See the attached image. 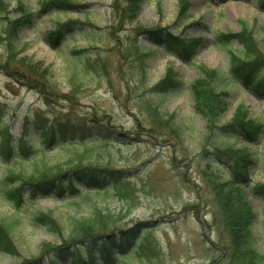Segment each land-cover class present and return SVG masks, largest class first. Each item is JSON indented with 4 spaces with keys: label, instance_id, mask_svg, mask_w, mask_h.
<instances>
[{
    "label": "rangeland",
    "instance_id": "374dc122",
    "mask_svg": "<svg viewBox=\"0 0 264 264\" xmlns=\"http://www.w3.org/2000/svg\"><path fill=\"white\" fill-rule=\"evenodd\" d=\"M5 1L13 16L18 14V1L34 14L31 23L18 29L13 50L0 43V146L2 132L7 131L15 142L23 134L32 150L23 154L19 149L9 157L0 151V220H17L11 230L17 252L0 251V264H47L60 251H68V256L59 258L58 264H74L71 251L80 249L85 264H92L86 248L89 240L79 239L66 247L68 240L59 237L67 236L73 218L93 215L96 205L120 217L118 224L99 236L129 242L127 254L135 253L144 239L157 248L151 252L158 253L153 255L158 264H227L228 238L215 218L219 204L212 176L206 175L210 171L223 179L231 176L219 158L228 144L247 145L256 160L249 168L252 183L245 186V196L255 214L254 240L264 253V199L251 188L264 182V127L252 143L228 127L240 104L248 108L250 118L264 121V95L230 74L228 50L241 54L242 44L234 39L223 46L216 39L220 31L240 32L247 26L264 54L261 0H143L132 20L124 12L127 0H70L66 8L45 6L47 0ZM59 23L64 24V38L55 47L46 35ZM6 25L0 19L3 36ZM158 28L164 34L198 39L193 53L187 48V54L179 56L155 43L147 30ZM88 54L94 69L89 74L80 64L83 69L76 74L83 86L76 91L68 78L66 58ZM97 55L106 60L105 68L98 65ZM29 60L49 69L44 78L22 64ZM170 67L181 79V87L156 93L154 85ZM204 68L218 71L214 86L227 103L213 124L197 110L191 88ZM150 104L158 105L163 118L170 119L167 129L151 130ZM47 122L61 123L63 133L71 126L77 132L66 134L64 143L47 145L37 127ZM25 123L30 129L24 135ZM86 145L104 154L94 169L105 181L102 188L79 183L74 175L67 182L73 188L61 194L34 196L31 186L19 180L15 183L19 199L6 195L9 182L14 181L7 179L12 172L30 173L42 161L65 163L73 151ZM39 211L52 213L61 224L59 233L35 221ZM96 258L102 259L99 250Z\"/></svg>",
    "mask_w": 264,
    "mask_h": 264
},
{
    "label": "trees",
    "instance_id": "16d2710c",
    "mask_svg": "<svg viewBox=\"0 0 264 264\" xmlns=\"http://www.w3.org/2000/svg\"><path fill=\"white\" fill-rule=\"evenodd\" d=\"M142 2L143 0H127L124 12L128 18L132 20L137 17ZM69 3L72 4L70 0H47L44 4L45 6L49 4L66 8L70 6ZM259 4L264 8V0H261ZM8 5L9 4L5 0H0V19L4 18L7 21L6 28L3 31L6 36H3L2 32H0V43L6 45L7 49L9 46V49L13 50L18 39V29L31 23L34 13L21 1H18L17 5L19 11H17V15L13 16L9 12ZM63 27L64 24L61 25V23H59L52 31L47 32V40L52 46L58 47L64 38ZM147 32H149L155 43L165 45L174 50L179 56L187 54L185 53L187 48L188 53H190L189 51L193 53L198 43V39L195 38L173 36L170 33L164 34L162 28L148 29ZM251 34V29L247 26H243V30L240 32L223 33L220 31L216 33V39L223 46H229L234 39L242 44L244 49L241 54H238L231 48L228 50L232 63L230 74H232L233 79L240 80L256 93L264 95V75H259L262 69L261 67L264 66V54L259 47V41ZM184 44H186V46H184ZM11 52L15 53L13 51ZM75 52L79 51L73 50V53ZM9 57L11 60L15 59L14 56ZM9 57H7L8 61ZM90 57L91 55L88 54L79 59H74L76 57L72 56L66 58V62L70 69L68 78L76 91L83 86L80 84L81 80L78 81L79 79L76 74L79 70L83 69V66L79 68L80 64H85L89 74H91V69H94V60ZM97 57H99L97 61L99 63L98 65L105 68L106 60L104 57L100 55H97ZM22 64L24 66H29L31 71L37 76L40 75L41 78H44L49 70L47 67L36 64L32 60H29L27 63L22 61ZM259 68L261 69L258 70ZM202 70V77L192 82L191 88L196 100L197 110L213 124L219 119L227 103L222 99V93L217 92L214 86V81L219 76L218 71L205 68ZM181 85V79L174 72L172 67H170L165 77L158 81L153 88L156 93H166L179 89ZM150 105L151 106L148 105L147 108L151 115V130L159 131L162 128H166L170 119L163 118L158 105ZM249 114L250 111L248 108L244 104H240L233 118L228 123V125H230L228 127L233 129L236 128L238 131L235 132L238 133L240 137L252 143L259 139L260 132L264 127V121L258 120V118H250ZM58 122L52 124L48 122L45 124H37L44 144L64 143L63 140L67 138L66 134H74L77 132V129L73 128L75 126H71L66 133H63L61 123ZM24 128V135L28 134V130L30 129L28 123H25ZM173 131L177 132V129L173 128ZM2 134L3 138H1L2 146H0V151L3 156L9 157L13 152H17L19 149L23 154H27L32 150L30 143L23 137V134H21V137H18L16 142L11 140L7 131L6 133L3 131ZM84 148L83 150L73 151V155H71L65 163L61 162L48 165V163L42 161L37 163L30 173H24L20 170L16 173L12 172V174L8 175L7 179L8 181L14 179V181L9 182L10 186L6 189V195L10 199H19V189L15 185L19 180L31 186L34 196L40 193L48 194L51 192L61 194L63 191L73 188L72 185H67V182L70 181L74 175L78 177L79 183L92 186L97 190L102 188L105 181L100 179L98 171H94V169L96 165H99L98 163L104 159V154L100 153L97 147L94 148L86 145ZM221 153L222 155H219L220 161L229 168V171L231 170V176L228 179H223L216 173H210V171L206 176H212V189L219 204L218 215L215 214V218L220 221L221 228L223 229L222 231L226 233L228 238V244L225 248L226 258L228 260L227 264H264V253L258 250L252 229L255 214L252 212L250 202L245 196L248 190L245 186H249V184L252 183V179L249 175V168L256 160L247 145L238 147L235 144H228L226 145L225 153ZM111 170L114 171L113 169ZM122 171L123 170L120 172ZM125 186L126 182L122 183L119 189L122 190ZM251 188L253 192L264 199V182H256ZM95 210V213L89 217L72 219L67 236L60 235L59 237L61 240H68V242L65 243L66 247L71 245L72 242L76 243L79 239H81L80 241L86 239L85 242L89 240V243H87L88 245L86 244V248L90 249L91 253L88 259L91 260L92 264H116L121 259H126L125 264H158L157 261L153 259V255H158V253L151 252L157 249L154 247L155 245L153 243H145V240L142 239L140 248L134 251L135 253L127 254L130 245L129 242L125 244L123 243V239L116 242L110 240V237L105 238L101 235L99 236L101 232H106L108 229L118 224L120 217L112 212L104 213L103 209L98 205H96ZM34 219L54 233H59L58 231L61 229L60 222L50 212L39 211L34 216ZM15 222H17L15 219L10 222L0 220V251L9 254H15L17 252L14 242L12 241L13 237L11 233L12 226ZM115 247H117V250H115ZM92 249L96 251L92 252ZM98 250L102 253V259L100 260L96 258ZM71 254L74 264H85L87 259H81V249L80 251H76V253L71 251ZM137 255L139 259L134 262L133 258ZM67 256L68 251H60L55 257H50L47 264H58L59 258L64 260ZM36 261L38 262L39 258Z\"/></svg>",
    "mask_w": 264,
    "mask_h": 264
},
{
    "label": "bare ground",
    "instance_id": "6f19581e",
    "mask_svg": "<svg viewBox=\"0 0 264 264\" xmlns=\"http://www.w3.org/2000/svg\"><path fill=\"white\" fill-rule=\"evenodd\" d=\"M51 51V50H50ZM52 53V52H51Z\"/></svg>",
    "mask_w": 264,
    "mask_h": 264
}]
</instances>
